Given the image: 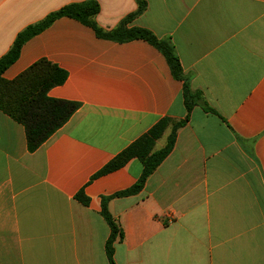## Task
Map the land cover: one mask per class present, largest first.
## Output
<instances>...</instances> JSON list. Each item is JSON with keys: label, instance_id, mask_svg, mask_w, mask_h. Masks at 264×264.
<instances>
[{"label": "crops", "instance_id": "1", "mask_svg": "<svg viewBox=\"0 0 264 264\" xmlns=\"http://www.w3.org/2000/svg\"><path fill=\"white\" fill-rule=\"evenodd\" d=\"M87 1L105 31L138 10L137 0H0V59L28 27ZM144 1L129 27L173 43L201 100L189 114L184 82L144 40H104L67 17L28 40L4 79L46 59L68 73L49 98L78 109L35 152L0 111V264H110L103 198L144 168L133 159L93 178L166 118L185 121L171 154L139 194L108 203L124 234L116 264H264V0Z\"/></svg>", "mask_w": 264, "mask_h": 264}, {"label": "trees", "instance_id": "2", "mask_svg": "<svg viewBox=\"0 0 264 264\" xmlns=\"http://www.w3.org/2000/svg\"><path fill=\"white\" fill-rule=\"evenodd\" d=\"M138 10L123 20L112 31H105L95 21L101 7L96 1L71 4L51 13L45 20L28 27L18 35L12 49L0 59V111L12 120L22 124L26 129L29 150L35 152L47 142L57 131L69 121L77 111L78 105L72 102L51 99L48 93L55 87L62 86L68 79V73L46 59L39 60L15 80L8 81L3 75L19 58L23 45L40 34L56 20L61 18L75 19L91 27L98 38L115 41L130 42L144 40L163 53L174 77L184 82L185 104L190 114L198 101L199 93L192 92L188 79L183 73L181 63L176 55L173 43L166 39L160 40L148 29L130 28L132 20L143 14L147 8L144 0H137ZM172 125V132L167 145L155 151L157 141ZM185 125V121L172 122L166 118L161 120L147 134L134 142L111 162H109L94 178H99L125 167L131 160L138 159L143 165V174L138 182L128 190L118 192L110 197H104L101 215L111 229V236L107 243L106 252L110 264H116L114 259V243L123 240V231L108 209V203L115 198L129 197L139 194L145 187L147 180L159 166L167 159L175 147L177 132ZM77 200L88 205L89 199L80 192Z\"/></svg>", "mask_w": 264, "mask_h": 264}, {"label": "rangeland", "instance_id": "3", "mask_svg": "<svg viewBox=\"0 0 264 264\" xmlns=\"http://www.w3.org/2000/svg\"><path fill=\"white\" fill-rule=\"evenodd\" d=\"M166 139H167V137H166V135H164V136L158 141V143H157V148H160L161 146H163V144L166 143Z\"/></svg>", "mask_w": 264, "mask_h": 264}]
</instances>
